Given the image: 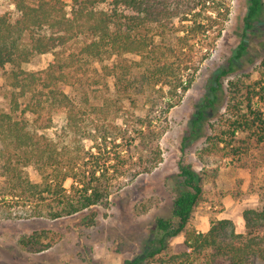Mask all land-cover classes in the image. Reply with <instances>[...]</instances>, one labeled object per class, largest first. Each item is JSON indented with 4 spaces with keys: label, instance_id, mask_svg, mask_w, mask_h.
<instances>
[{
    "label": "trees",
    "instance_id": "16d2710c",
    "mask_svg": "<svg viewBox=\"0 0 264 264\" xmlns=\"http://www.w3.org/2000/svg\"><path fill=\"white\" fill-rule=\"evenodd\" d=\"M9 1L12 10L0 9V70L10 100V111H0V197L7 203L0 205V219L25 218L6 199L30 194L37 203L26 217L81 214L90 226L95 206L162 162L167 115L215 50L230 2ZM262 6L263 0H249L247 30ZM245 42L215 76L192 121V133L200 135L209 110L225 94V109L199 150L204 168L180 163L171 215L156 219L151 248L129 264L162 253L161 264L264 260V57L255 79L238 77L226 88L222 82L234 72ZM49 53L46 67L25 68L35 55ZM225 162L256 175L259 204L245 209V232L229 219H213L208 231L198 232L190 221L203 180L217 177ZM30 166L38 182L26 174ZM180 234L184 249L166 254L170 239ZM44 236L34 233L23 244L42 252L49 247Z\"/></svg>",
    "mask_w": 264,
    "mask_h": 264
},
{
    "label": "rangeland",
    "instance_id": "374dc122",
    "mask_svg": "<svg viewBox=\"0 0 264 264\" xmlns=\"http://www.w3.org/2000/svg\"><path fill=\"white\" fill-rule=\"evenodd\" d=\"M65 1L74 3V0ZM229 2L230 14L215 50L203 63L181 103L167 115L168 129L160 140L162 162L158 167L113 193L104 204L95 206L96 220L90 226L82 223L81 214L59 219L49 216L28 218L26 213L35 208L36 198L30 194L14 199L8 197L6 201H10L13 213L25 215V218L0 219V264H129L128 260L144 257L156 237V219L171 215L177 196L175 182L180 163L190 165L196 171L204 168L199 150L210 133V124L225 109V94L221 92L215 108L209 110L211 115L206 118L200 135L192 133V121L197 109L206 103L215 76L229 67L230 58L244 41L247 49L235 61L234 72L222 78L224 88L238 77L255 79L259 76V65L264 57V0L251 30L245 28L244 21L249 0ZM0 9L12 10L13 6L9 0H0ZM52 58L50 53L35 55L25 68H44ZM6 90L4 70H0V111L9 112ZM25 171L32 182L40 180L34 167H27ZM66 185L69 187L70 181ZM202 187V196L190 226L198 232H206L213 219H229L237 232H245L243 213L259 204L256 175L247 168H235L225 162L218 176L205 178ZM2 201L0 205L7 204ZM34 233L45 234L43 243L49 244L46 250L32 252L25 248L23 241ZM183 249L184 235L180 234L170 239L165 252L175 254ZM161 257L166 255L162 253L153 259H143L139 264H161ZM251 264H264V260L254 258Z\"/></svg>",
    "mask_w": 264,
    "mask_h": 264
}]
</instances>
